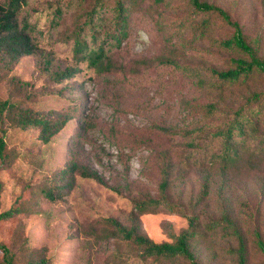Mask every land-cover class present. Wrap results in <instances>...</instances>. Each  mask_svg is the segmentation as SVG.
<instances>
[{
    "label": "rangeland",
    "instance_id": "rangeland-1",
    "mask_svg": "<svg viewBox=\"0 0 264 264\" xmlns=\"http://www.w3.org/2000/svg\"><path fill=\"white\" fill-rule=\"evenodd\" d=\"M113 1L108 0L94 20L97 45L112 30ZM200 1L223 9L249 42L257 40L258 55L264 58V0ZM92 3L28 0L23 15L33 27L36 53L20 58L11 68L0 55L1 100L14 101L15 113L67 119L47 144L38 139L36 128L21 131L7 117L0 125L5 143L0 155V212L16 200L26 201L33 210L0 223V243L10 249L14 264L41 260L46 264H153L141 261L136 248L121 239H95L89 235L91 229L102 233L106 218L129 226L135 201L159 197L166 167L173 181L171 200L188 209L198 203L201 174L180 164L193 151L190 140L180 133H200V127L207 131L225 118L207 116L202 107L216 103L236 108L249 92L264 89L261 76L247 89L227 91L220 100L212 92L215 80L208 70L225 68L232 56L215 41L228 38L233 29L213 16L191 13L188 0H128L127 35L119 44L107 41L105 59L110 70L97 71L74 56L77 34L93 44L85 23ZM56 6L65 12L53 25ZM207 18L211 26L205 32L201 22ZM159 60L167 64H158ZM70 67L77 70L72 78L54 81L57 72ZM206 135L202 134L198 146L205 144ZM263 136L264 116L256 142ZM72 163L94 171L102 183L75 176L67 194L49 201L40 189L62 183L64 170ZM226 185L221 195L243 236L246 264H264V252L257 245L260 241L264 247V163L254 170L242 165L229 171ZM217 191L215 178L211 193L196 207L202 224L220 217ZM139 224L143 235L163 243L188 223L185 217L163 210L142 215ZM229 234L225 229L198 239L194 245L198 262L239 264L238 243ZM0 264H5L1 251Z\"/></svg>",
    "mask_w": 264,
    "mask_h": 264
},
{
    "label": "trees",
    "instance_id": "trees-1",
    "mask_svg": "<svg viewBox=\"0 0 264 264\" xmlns=\"http://www.w3.org/2000/svg\"><path fill=\"white\" fill-rule=\"evenodd\" d=\"M162 1V0H158ZM108 0H93L89 10L85 13L86 26H89L93 44L86 41L82 33L77 34L74 40V56L77 60H84L97 71L110 70V64L105 59V46L107 41L117 44L127 35V23L129 15L128 0H114L112 5V30L107 34L102 44L97 45L96 34L93 31V23L107 6ZM28 0H0V55L11 68L22 57L32 56L37 51V45L33 37V27L28 19L24 17L23 10ZM191 13H203L208 17H215L225 25L233 29L232 34L225 39L216 40V44L223 52H228L232 56L228 59L225 68L208 71L215 80L212 83V92L217 93L219 100L224 94L233 89H247L248 85L255 79L264 76V58L258 55L257 40L249 42L237 22L230 19V16L221 8L200 0H188ZM64 9L60 6L54 8L51 23L58 25L62 20ZM211 26L209 19L201 22V29L206 30ZM204 32V31H203ZM202 32V33H203ZM158 64H167L166 61L159 60ZM77 70L72 67L57 72L54 81L60 83L72 78ZM217 100V101H219ZM216 101V102H217ZM207 116L217 118L223 114L220 125H213L208 130L199 128L200 133L185 130L180 133L184 138L190 140L188 145L193 148L181 160L180 164L185 169L196 168L201 174V196L195 205L188 209L180 202H174L168 195L173 186V181L168 178V167L164 169V177L159 185V197L148 198L144 201H135L133 204L130 225L124 226L112 218H106L103 223L106 229L102 233L92 228L90 236L97 240H109L111 237L121 239L132 247L136 248L139 258L143 262L153 264H200L194 252V245L198 239L204 238L206 233L216 234L221 230H230L229 236L234 237L238 243L239 264H246L244 239L233 221L230 212L225 207V200L221 193H224L228 182V173L242 165L250 166L253 170L256 166L264 163V136L256 142L260 136V127L264 116V89L249 92L244 96L242 103L238 107L223 108L219 104L211 103L202 107ZM18 107L10 99H0V125L4 119H10L11 124L21 131L28 128L39 130L38 139L43 144L49 143L67 122L64 118H47L41 115L32 114L30 111L17 112ZM216 127V128H215ZM212 128L215 132L211 133ZM165 131V130H163ZM206 142L198 146V140L202 134ZM210 134V135H209ZM5 143L0 139V155L4 151ZM4 159H10L3 155ZM75 176L85 179H92L102 183L100 177L94 171L77 163H72L64 170L63 182L55 184L49 188H41V194L51 202H56L59 196L67 194L73 185ZM218 178L220 217L209 219L202 224L200 212L196 211L198 204H202L204 198L211 193V187ZM176 213L186 218L187 228L178 235L172 236L170 242L155 243L140 232L139 218L144 214L156 213L158 211ZM33 210L29 208L26 201L16 200L14 206L7 211L0 212V223L7 222L23 215L31 214ZM257 245L264 252L263 244L258 241ZM0 251L3 254L5 264H14V256L10 249L0 243ZM46 264V261L28 263Z\"/></svg>",
    "mask_w": 264,
    "mask_h": 264
}]
</instances>
